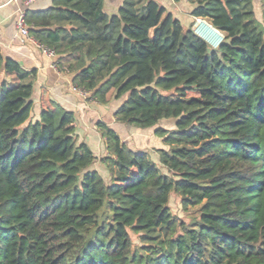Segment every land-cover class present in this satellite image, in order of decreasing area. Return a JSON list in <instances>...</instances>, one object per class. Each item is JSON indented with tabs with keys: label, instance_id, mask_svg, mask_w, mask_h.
I'll return each mask as SVG.
<instances>
[{
	"label": "trees",
	"instance_id": "obj_1",
	"mask_svg": "<svg viewBox=\"0 0 264 264\" xmlns=\"http://www.w3.org/2000/svg\"><path fill=\"white\" fill-rule=\"evenodd\" d=\"M252 2L195 0L190 16L223 36L216 49L152 0L114 15L103 0L26 12L74 88L99 104L126 96L117 122L175 120L155 130L171 177L102 123L109 181L92 171L73 114L42 94L34 121L36 72L0 49V264H264V24ZM171 192L198 217L175 220Z\"/></svg>",
	"mask_w": 264,
	"mask_h": 264
},
{
	"label": "crops",
	"instance_id": "obj_2",
	"mask_svg": "<svg viewBox=\"0 0 264 264\" xmlns=\"http://www.w3.org/2000/svg\"><path fill=\"white\" fill-rule=\"evenodd\" d=\"M148 0H136L138 7L145 6ZM162 6L173 18L179 20L181 12L188 22L195 18L190 13L195 7V0H181L174 3L171 0H152ZM123 0H103V12L107 15L117 14ZM53 6V0H37L30 6H25L20 1L9 2L0 0V49L4 57L16 61L24 70H35L33 81L32 119L35 121L40 114V97L45 95L55 102L62 110L70 112L75 118V135L78 142L86 144L94 156L96 162L91 166L92 171L98 172L102 178H109L107 164L102 159L109 156L104 139L97 128V123H102L117 133L120 140L132 151L148 154L152 162L160 169L157 150L161 140H156L155 130L138 129L119 123L115 120V112L123 104L116 101L113 96L107 103L99 104L91 100L87 93L85 96L73 90L72 79L74 74L59 71L53 65L54 58L43 52L32 39L19 42L16 29V20L19 13L41 12ZM174 8H176L174 10ZM181 14V15H182ZM180 22V21H179ZM113 98L112 102L111 99ZM156 140V141H155ZM156 142V143H155ZM155 148V155H151L150 149ZM105 179V178H104Z\"/></svg>",
	"mask_w": 264,
	"mask_h": 264
},
{
	"label": "rangeland",
	"instance_id": "obj_3",
	"mask_svg": "<svg viewBox=\"0 0 264 264\" xmlns=\"http://www.w3.org/2000/svg\"><path fill=\"white\" fill-rule=\"evenodd\" d=\"M252 6H253V10H254V14H255L256 19L260 23L264 24V19H263L262 15H261L260 0H253ZM175 9L176 8H174V10ZM179 13H180V18H178V19H179L181 25H183L184 29L191 28L193 30V32L196 33L197 26H198L197 25V20L194 19L191 22H188L187 19H186V17H184V15L181 12H179ZM200 20H202V19H200ZM204 41L208 44V46H210L211 49H216L219 46V44L221 43V42L218 43L217 46H212L205 39H204ZM125 99H126V96H123V97H121L119 99H115V100L116 101H120L121 103H124L125 102ZM112 100H113V98L111 99V102H112ZM158 128L163 129V130H166V131H173V130H175V120H173V119H170V120H161L155 127L152 128V130H155V129H158ZM156 137H157L156 140L158 138L161 140L160 143L158 142V144H159L158 147H162L163 146L162 148H160V150L161 149L168 150V147L165 146L164 143H163V138L160 137V136H158V135ZM155 151H156L155 148L150 149L151 155H155V153H154ZM158 166H156V167H158ZM160 171L166 177L167 176L168 177H171V175L163 167H160ZM104 178H105V180L107 182L109 181V178L107 176L104 177ZM167 206H168V208H169L172 216L175 218V220L182 221V222H185V223H189L190 221H192V219L197 218L198 217V213L200 211V205H197V206L189 205L186 208H184L183 207V204L181 203L180 197H178L174 192H171L170 193V195H169V202H168V205ZM130 237L132 239L133 245H135V246L136 245H139L138 236L136 234L131 233L130 234Z\"/></svg>",
	"mask_w": 264,
	"mask_h": 264
},
{
	"label": "built area",
	"instance_id": "obj_4",
	"mask_svg": "<svg viewBox=\"0 0 264 264\" xmlns=\"http://www.w3.org/2000/svg\"><path fill=\"white\" fill-rule=\"evenodd\" d=\"M17 1H20L25 6H30L31 4H33L37 0H9V2H17ZM24 16H25V14L23 12L22 13H19L18 14V17H17V20H16V29H17V33H18V38H19V42L22 43V44L25 41H27L29 39H32L29 36L30 27L25 23V17ZM37 46L40 47V49H42L43 52L46 53L49 57L54 58L53 65H54V67L56 69H58L59 71H66V69L64 67H62V68L58 67V65H57V59L58 58H57V56L51 50H48V49H46V48H44V47H42V46H40L38 44H37ZM73 90L74 91H77V92H80V94H82L83 96H85V94H87V93H85V92H83V91H81L79 89L74 88V87H73Z\"/></svg>",
	"mask_w": 264,
	"mask_h": 264
},
{
	"label": "bare ground",
	"instance_id": "obj_5",
	"mask_svg": "<svg viewBox=\"0 0 264 264\" xmlns=\"http://www.w3.org/2000/svg\"><path fill=\"white\" fill-rule=\"evenodd\" d=\"M197 25V32L199 35L212 46H217V44L222 41L218 33H216V31L213 30L206 21L203 22L202 20L198 19Z\"/></svg>",
	"mask_w": 264,
	"mask_h": 264
},
{
	"label": "water",
	"instance_id": "obj_6",
	"mask_svg": "<svg viewBox=\"0 0 264 264\" xmlns=\"http://www.w3.org/2000/svg\"><path fill=\"white\" fill-rule=\"evenodd\" d=\"M198 20V19H197ZM203 22H205L204 20H202ZM209 26L213 29V30H215L216 31V33H218V35L221 37V40L223 39V36L216 30V29H214L210 24H209ZM197 36H199L200 38H202L200 35H199V33L196 31V33H195ZM204 40V39H203Z\"/></svg>",
	"mask_w": 264,
	"mask_h": 264
}]
</instances>
